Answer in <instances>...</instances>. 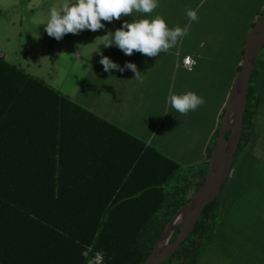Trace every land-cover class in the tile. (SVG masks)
<instances>
[{"label":"trees","instance_id":"obj_1","mask_svg":"<svg viewBox=\"0 0 264 264\" xmlns=\"http://www.w3.org/2000/svg\"><path fill=\"white\" fill-rule=\"evenodd\" d=\"M262 51L249 86L233 168L240 150L254 143L264 107ZM76 109L87 111L0 55V264H91L99 251L102 264H142L191 198L190 191L195 193L206 179L220 126L205 160L190 166L194 177L182 176L184 165L153 146L148 147V175H137L139 161L130 166V175H63L64 125ZM223 115L224 109L220 120ZM244 179L228 177L194 231L163 264H193L198 259L219 225L225 188L239 195L248 187Z\"/></svg>","mask_w":264,"mask_h":264},{"label":"crops","instance_id":"obj_2","mask_svg":"<svg viewBox=\"0 0 264 264\" xmlns=\"http://www.w3.org/2000/svg\"><path fill=\"white\" fill-rule=\"evenodd\" d=\"M27 1L33 9L47 0ZM68 2L75 3V0ZM248 3L261 6L250 16L234 49L227 37L238 27L233 21L243 20V8ZM158 5L151 13L134 10L132 15L120 20L101 21L105 25L101 30L66 34L59 41L44 29L38 39L40 45H28L31 51L28 59L19 55L13 58L9 52L0 50L1 56L43 79L87 110L76 109V114L70 115L64 125L63 175H130V166L137 161V175H148L149 146L180 161L186 169L205 160L207 146L221 124V112L225 111L239 71L236 72L237 61L240 68L243 60L245 39L263 12L264 0H158ZM189 8L197 11V21L186 16ZM157 15L165 19L170 29L185 25L190 29L167 53L147 57L134 52L129 56L114 45L105 48L100 45L102 41L93 44L97 37L109 31L114 33L125 20L131 23L134 19H152ZM100 52L121 67L129 61L135 63L144 77L143 83L134 79L135 73L131 70L105 72L99 63ZM52 53L56 55L55 60L51 58ZM186 55L197 60L193 70L182 65ZM219 88L223 90L222 100L212 111L206 101L210 102ZM189 91L203 97L205 103L181 115L167 102V96L170 92L182 95ZM181 116H185L182 123L196 133L188 144L185 141L186 145L173 141L172 134L181 129ZM179 145L186 147L180 156L174 151L181 148ZM259 145L263 143H252L249 148ZM262 165L264 161L255 160L246 151L230 175H264ZM248 227L244 223L222 221L193 264H264V242L253 230H247ZM250 227L260 231L264 229V221Z\"/></svg>","mask_w":264,"mask_h":264},{"label":"clouds","instance_id":"obj_3","mask_svg":"<svg viewBox=\"0 0 264 264\" xmlns=\"http://www.w3.org/2000/svg\"><path fill=\"white\" fill-rule=\"evenodd\" d=\"M158 6V0H75V3L65 0L59 10L56 7L50 9L49 18L44 24L45 31L50 37L59 41L66 34L78 35L83 30L93 32L101 30L105 27L101 21L111 23L124 16L132 15L134 10L151 13ZM185 14L191 21L199 19L197 11L191 8L186 9ZM189 30L188 25L170 29L165 19L157 15L152 19H134L131 23L125 20L114 33L109 31L106 35L97 37L93 44L102 41L100 45L105 48L114 45L125 55L131 56L134 52H139L147 57H155L161 52L167 53L175 48ZM81 46L78 45L79 48ZM100 56L99 63L103 65L105 72L113 69L120 72L131 70L135 73L134 79L143 83L144 77L135 63L129 61L121 67L108 56L103 55V52H100ZM184 63L188 64L189 60L185 59ZM167 102L181 115H185L203 105L205 100L189 91L182 95L170 92Z\"/></svg>","mask_w":264,"mask_h":264},{"label":"rangeland","instance_id":"obj_4","mask_svg":"<svg viewBox=\"0 0 264 264\" xmlns=\"http://www.w3.org/2000/svg\"><path fill=\"white\" fill-rule=\"evenodd\" d=\"M13 2H15V0H0V50L9 52L13 58L19 55L22 59H28L31 53V51L28 50V45H40L38 39L43 35L45 29L44 24L49 18L50 9L52 7L59 9L63 4V0H47L43 4L34 5L33 9L30 8L27 0H20L17 4H13ZM260 6L259 3L245 4L243 14L241 15L243 20L238 22L236 20L233 21L234 26L238 24V27L235 26L236 28L232 32V35L227 37L232 48L235 49L237 47V41L245 31V28H247L250 16L255 15V11L259 9ZM35 48H37L38 51L41 50L38 47ZM262 50L263 53L264 49ZM222 95L223 90L219 88V91L216 90L210 102L206 101V106L208 105L213 111L218 103L221 102ZM184 118L181 116V123L179 126L181 129L172 134L174 139L172 140L177 144H183L185 141H187L186 143L188 144L196 134L192 131L191 127L182 123ZM252 140L254 143H263L264 145V107L261 108L257 118L256 135ZM263 145L254 148H242L237 154L235 165L239 162L240 158L244 156L246 151L254 156L255 160L264 161ZM180 147L178 151H176V149L174 150L178 156H180V152L186 148L183 149L184 146ZM190 171L193 172L195 169L192 170L190 167L187 169L185 168V170L181 172V175L184 176L187 174L194 177L193 174H189ZM244 178L245 186L248 187H246V190L242 193L235 195V193H233V191H235L234 189H231V193H229L228 186L221 195L220 199L224 206L219 224H221L222 221H235V223L239 222L241 225L244 223L250 227L257 222L262 223L264 221V175H244ZM172 183H175V180H173ZM193 195L194 189L190 191V197ZM249 227L247 230H253L255 234L259 236L261 242H264V233H262L264 229L261 228L259 231L257 227Z\"/></svg>","mask_w":264,"mask_h":264},{"label":"water","instance_id":"obj_5","mask_svg":"<svg viewBox=\"0 0 264 264\" xmlns=\"http://www.w3.org/2000/svg\"><path fill=\"white\" fill-rule=\"evenodd\" d=\"M264 46V14L256 21L244 43L243 60L221 120L219 134L209 159L204 183L172 218L152 253L142 264H163L194 231L203 210L222 192L232 171L244 128L249 86L255 64ZM179 229L175 239L172 235ZM163 243V240H165Z\"/></svg>","mask_w":264,"mask_h":264},{"label":"built area","instance_id":"obj_6","mask_svg":"<svg viewBox=\"0 0 264 264\" xmlns=\"http://www.w3.org/2000/svg\"><path fill=\"white\" fill-rule=\"evenodd\" d=\"M185 59H188L189 60V63L188 64H185L184 61ZM197 64V60L192 57L191 55H186L182 58V65L187 69V70H193L195 68ZM103 253L102 252H96L92 257H91V260H90V263L91 264H102L103 262Z\"/></svg>","mask_w":264,"mask_h":264},{"label":"bare ground","instance_id":"obj_7","mask_svg":"<svg viewBox=\"0 0 264 264\" xmlns=\"http://www.w3.org/2000/svg\"><path fill=\"white\" fill-rule=\"evenodd\" d=\"M165 241H166V239H165V240H163V243H165Z\"/></svg>","mask_w":264,"mask_h":264}]
</instances>
